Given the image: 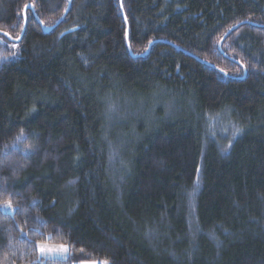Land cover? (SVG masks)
Instances as JSON below:
<instances>
[{
  "label": "trees",
  "instance_id": "1",
  "mask_svg": "<svg viewBox=\"0 0 264 264\" xmlns=\"http://www.w3.org/2000/svg\"><path fill=\"white\" fill-rule=\"evenodd\" d=\"M70 1L0 0V264H264V0Z\"/></svg>",
  "mask_w": 264,
  "mask_h": 264
},
{
  "label": "water",
  "instance_id": "2",
  "mask_svg": "<svg viewBox=\"0 0 264 264\" xmlns=\"http://www.w3.org/2000/svg\"><path fill=\"white\" fill-rule=\"evenodd\" d=\"M119 1V5H121V0H118ZM70 4H71V1L70 0H67V6H66V9L64 11V13L62 14V16L59 18V20L56 22V24H54L52 27H44L39 21H37L40 29H41V32L43 34H49L55 27H57L61 21L63 20V18H65V16L67 15L68 11H69V8H70ZM27 11H30L33 13V7L31 5H27L24 7L23 11H22V17H23V27H22V30L20 32V35L19 37L16 39V40H13L11 39L10 37H8L7 35L3 34V33H0L1 36H3L4 38H6L8 41L12 42V43H19L20 40H21V37L23 35V32H24V28H25V13ZM245 23H241V24H238L236 26H234L233 28H231L228 32H226L224 34V36L222 37V39L220 40V42L217 44V48L218 50H220V47H221V43L226 39V37L231 33L233 32L234 30H236L237 28H239L241 25H244ZM74 30H69L67 31L66 33H71L73 32ZM127 38H128V35H127V31H126V34H125V40H126V45H127V48H128V43H127ZM152 45V43H150L148 45V48L147 50L150 48V46ZM129 50V48H128ZM134 58H138V57H141V56H132Z\"/></svg>",
  "mask_w": 264,
  "mask_h": 264
},
{
  "label": "rangeland",
  "instance_id": "3",
  "mask_svg": "<svg viewBox=\"0 0 264 264\" xmlns=\"http://www.w3.org/2000/svg\"><path fill=\"white\" fill-rule=\"evenodd\" d=\"M25 15H26V13H25ZM0 41H1V37H0ZM1 209L3 211H7V209L5 207H1ZM41 246H44V251H41ZM37 253H38L39 258L46 259V260L47 259L48 260L65 259L70 255L67 247H65V246H51V245H42V244L37 245ZM72 264H107V263L104 261H96V260L95 261H88V262H85L83 260H75L74 262H72Z\"/></svg>",
  "mask_w": 264,
  "mask_h": 264
},
{
  "label": "snow or ice",
  "instance_id": "4",
  "mask_svg": "<svg viewBox=\"0 0 264 264\" xmlns=\"http://www.w3.org/2000/svg\"><path fill=\"white\" fill-rule=\"evenodd\" d=\"M4 207H5V208H11L12 206H11V204L9 203V204L5 205ZM41 251H44V246H41Z\"/></svg>",
  "mask_w": 264,
  "mask_h": 264
}]
</instances>
